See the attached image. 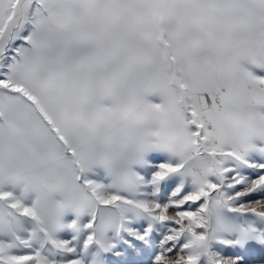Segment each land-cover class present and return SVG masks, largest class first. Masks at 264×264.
I'll use <instances>...</instances> for the list:
<instances>
[{"label":"snow or ice","instance_id":"1","mask_svg":"<svg viewBox=\"0 0 264 264\" xmlns=\"http://www.w3.org/2000/svg\"><path fill=\"white\" fill-rule=\"evenodd\" d=\"M245 61L264 69V0H0V264H84L37 228L38 194L73 186L166 223L154 264H223L213 242L230 241L209 238L210 201L225 234L264 240L237 222L264 221V76ZM130 133L171 154L152 177L180 178L163 203L136 198L139 177L128 193L89 175L97 150ZM186 154L210 161L203 175ZM86 216L62 228L107 248Z\"/></svg>","mask_w":264,"mask_h":264},{"label":"rangeland","instance_id":"2","mask_svg":"<svg viewBox=\"0 0 264 264\" xmlns=\"http://www.w3.org/2000/svg\"><path fill=\"white\" fill-rule=\"evenodd\" d=\"M243 63L255 74L264 76V69L250 65L246 61ZM148 99L159 102L158 94H151ZM170 158L171 154L167 149L153 146L145 149L140 158L130 164L132 171L140 178L136 198L163 203L170 197L172 188L179 183V177H169L165 181L152 182L153 173L159 163ZM89 175L105 183H109L111 179L106 168L101 164L93 165ZM255 198L249 197L253 200ZM73 219H75V213L69 210L64 216V223L68 224ZM87 219V216L83 217V222ZM237 222L244 226L251 225L257 235L264 234V221L250 216H240ZM123 225L119 230L109 229L107 231V248L93 243L87 249L83 248L86 230L76 232L71 228H62L57 232V236L62 240L71 241L77 251L60 258L71 260L79 256L83 258L84 264H154L156 255L165 247L168 225L142 211L126 213ZM224 239L230 243L213 242V250L221 256L233 260L234 264H264V240L255 237L245 238L238 232L225 234ZM26 251L21 250L18 254H26Z\"/></svg>","mask_w":264,"mask_h":264},{"label":"clouds","instance_id":"3","mask_svg":"<svg viewBox=\"0 0 264 264\" xmlns=\"http://www.w3.org/2000/svg\"><path fill=\"white\" fill-rule=\"evenodd\" d=\"M145 140L141 134L130 133L126 136H116L105 142L98 150L99 163L103 165L109 176L110 182L118 189L132 193L138 183V176L130 168V164L138 160L144 152ZM185 167L197 175H203L210 161L207 158L188 160L185 155ZM39 223L40 228L46 229L50 236H55L64 224L65 214L71 210L75 216L85 217L87 214L95 213V234L98 241L108 246L106 233L109 229L119 230V226L126 218V213L138 211L133 205L121 204L119 207H104L98 204L96 199L83 190L75 188L67 191L64 195L55 192L43 191L38 194ZM208 222V236L215 239H224L223 220L226 213L220 205L210 201L207 212L204 214ZM11 219L7 209L0 205V223H6ZM15 223V221H13ZM223 264H230L225 258Z\"/></svg>","mask_w":264,"mask_h":264}]
</instances>
